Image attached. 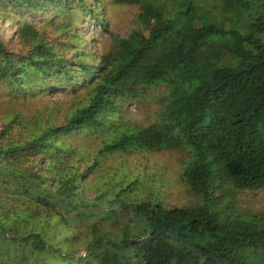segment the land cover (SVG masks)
Instances as JSON below:
<instances>
[{
  "label": "trees",
  "instance_id": "trees-1",
  "mask_svg": "<svg viewBox=\"0 0 264 264\" xmlns=\"http://www.w3.org/2000/svg\"><path fill=\"white\" fill-rule=\"evenodd\" d=\"M113 1L138 24L96 52L76 32L91 14L104 25L89 0H0V264H264V212L237 195L264 188V0ZM149 99L154 122L124 121ZM163 150L187 153L197 203L98 173L107 154Z\"/></svg>",
  "mask_w": 264,
  "mask_h": 264
},
{
  "label": "rangeland",
  "instance_id": "rangeland-1",
  "mask_svg": "<svg viewBox=\"0 0 264 264\" xmlns=\"http://www.w3.org/2000/svg\"><path fill=\"white\" fill-rule=\"evenodd\" d=\"M94 13L103 16L104 25L95 18L94 15H88L82 20L83 24L78 25L77 35L83 38L80 45L83 49L88 47L98 51H106L113 43L112 34L125 35L133 26L138 24L140 10L137 6L116 3L113 0H102L101 3L96 0H89ZM74 17H83L81 14L75 13ZM32 20L45 26V35L52 41H56L61 35L60 31H49L53 29L52 23H49L44 17H37L36 14L31 15ZM54 20V19H53ZM51 22V21H50ZM236 21L232 19L226 20L227 28H238ZM14 24L4 26L2 35L12 45L20 49L21 46L17 42L10 39L11 31ZM159 93L160 91H155ZM50 98L52 101H61L63 104H69L67 97H62L58 93H53ZM157 105L154 99L141 101H127L124 105L122 118L124 121L132 125H149L156 119ZM92 139L81 143L84 148H88V144L96 145L97 142ZM81 141V140H80ZM83 141V140H82ZM92 141V142H91ZM187 160V153L178 150H163L161 152L141 153L139 151L117 152L115 154L105 155L103 167L98 171L102 174L108 172V169H114L121 176L124 171L132 175L140 177L141 182L148 185V190L164 197L165 203L169 206H183L198 202V197L194 195L189 188L181 180V172L183 164ZM120 164L121 168L117 169ZM92 178L90 186L85 192L92 196L96 185ZM143 185V184H142ZM238 208L241 212L257 213L264 212V188L242 189L237 192ZM84 253V250L81 252Z\"/></svg>",
  "mask_w": 264,
  "mask_h": 264
}]
</instances>
